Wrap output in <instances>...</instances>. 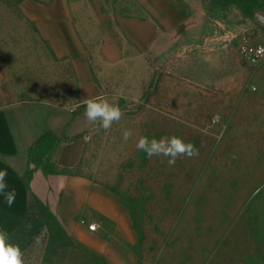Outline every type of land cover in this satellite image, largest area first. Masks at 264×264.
Returning a JSON list of instances; mask_svg holds the SVG:
<instances>
[{
  "label": "rangeland",
  "instance_id": "obj_1",
  "mask_svg": "<svg viewBox=\"0 0 264 264\" xmlns=\"http://www.w3.org/2000/svg\"><path fill=\"white\" fill-rule=\"evenodd\" d=\"M19 9L0 0V57H51ZM196 18L141 61L119 123L94 128L87 167L127 220L108 243H127L133 264H264V58L241 50L264 41V0H208ZM11 69L0 79L8 100L35 82ZM166 135L193 143L199 155L169 166L135 147L140 136ZM31 214L11 239L25 264H107L98 226L68 230L44 208Z\"/></svg>",
  "mask_w": 264,
  "mask_h": 264
},
{
  "label": "crops",
  "instance_id": "obj_2",
  "mask_svg": "<svg viewBox=\"0 0 264 264\" xmlns=\"http://www.w3.org/2000/svg\"><path fill=\"white\" fill-rule=\"evenodd\" d=\"M15 1L25 26L36 30V45L51 57H0V79L11 68L35 78L21 85L22 96L0 97V170L17 194L11 207L0 195V228L17 237L41 207L68 230L78 224L94 232L87 222L95 223L107 238L106 263L133 264L127 243H108L127 220L87 167L97 126L86 120L84 101L106 97L122 106L141 61L181 37L208 0Z\"/></svg>",
  "mask_w": 264,
  "mask_h": 264
},
{
  "label": "clouds",
  "instance_id": "obj_3",
  "mask_svg": "<svg viewBox=\"0 0 264 264\" xmlns=\"http://www.w3.org/2000/svg\"><path fill=\"white\" fill-rule=\"evenodd\" d=\"M84 116L91 124L107 131L114 123H119L124 113L121 108L111 103L106 97L86 98ZM132 137L130 130L122 132L124 141ZM137 151L148 157H165L169 166H174L180 157L192 158L199 155V148L178 135L161 136L159 139L140 136L136 141ZM7 170H0V195L7 206L11 207L16 199L15 189H9L6 177ZM0 264H25L20 246L11 241L7 230L0 228Z\"/></svg>",
  "mask_w": 264,
  "mask_h": 264
},
{
  "label": "built area",
  "instance_id": "obj_4",
  "mask_svg": "<svg viewBox=\"0 0 264 264\" xmlns=\"http://www.w3.org/2000/svg\"><path fill=\"white\" fill-rule=\"evenodd\" d=\"M242 53L249 57L254 62L264 58V41L258 43H250V42H243L241 45ZM91 230H96L97 225L95 223H91L89 225Z\"/></svg>",
  "mask_w": 264,
  "mask_h": 264
}]
</instances>
